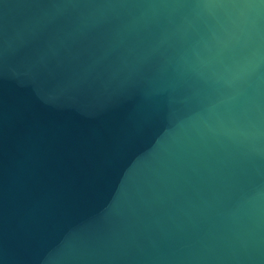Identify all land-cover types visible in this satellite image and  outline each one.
Segmentation results:
<instances>
[{"label":"water","instance_id":"obj_1","mask_svg":"<svg viewBox=\"0 0 264 264\" xmlns=\"http://www.w3.org/2000/svg\"><path fill=\"white\" fill-rule=\"evenodd\" d=\"M0 264H264V0H0Z\"/></svg>","mask_w":264,"mask_h":264}]
</instances>
